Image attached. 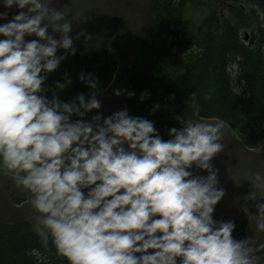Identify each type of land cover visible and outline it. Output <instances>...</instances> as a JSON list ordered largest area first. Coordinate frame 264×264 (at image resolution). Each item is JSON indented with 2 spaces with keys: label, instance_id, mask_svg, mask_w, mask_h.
Wrapping results in <instances>:
<instances>
[{
  "label": "clouds",
  "instance_id": "9594fccd",
  "mask_svg": "<svg viewBox=\"0 0 264 264\" xmlns=\"http://www.w3.org/2000/svg\"><path fill=\"white\" fill-rule=\"evenodd\" d=\"M243 2L264 21L257 0ZM51 5L0 0V171L27 193L42 245L51 237L67 264H264L257 255L264 244L234 238L232 220L213 218L224 190L211 160L224 147L225 121L184 119L164 139L153 121L127 108L104 116L91 72L77 73L89 94L61 100L72 83L65 73L49 95L47 76L75 54L73 40L83 35L71 36L65 7ZM12 7L17 12L7 19ZM193 166L206 175H194ZM243 180L251 186L245 200L255 202L248 219L264 233V172Z\"/></svg>",
  "mask_w": 264,
  "mask_h": 264
},
{
  "label": "trees",
  "instance_id": "16d2710c",
  "mask_svg": "<svg viewBox=\"0 0 264 264\" xmlns=\"http://www.w3.org/2000/svg\"><path fill=\"white\" fill-rule=\"evenodd\" d=\"M257 2L264 9V0ZM153 17L149 40L141 45L136 65L127 70L135 92L129 113L153 121L164 139L168 129L179 127L184 119L218 117L247 147H254L253 137L264 122V21L243 0H156ZM114 70L102 51L85 58L75 52L47 76L45 84L51 95L59 91L51 89L55 81L67 73L72 83L58 95L68 101L79 93L89 94L77 73L91 72L100 82L99 91ZM141 92L148 93L146 99H140ZM193 92L198 112L190 103ZM153 105H159L155 112ZM233 222V237L244 238L246 216L241 213ZM0 264L67 261L56 253L51 238L43 246L27 224H0Z\"/></svg>",
  "mask_w": 264,
  "mask_h": 264
},
{
  "label": "water",
  "instance_id": "95a60500",
  "mask_svg": "<svg viewBox=\"0 0 264 264\" xmlns=\"http://www.w3.org/2000/svg\"><path fill=\"white\" fill-rule=\"evenodd\" d=\"M155 4L156 0H52L51 6L57 9L65 7L66 19L73 21L70 35L83 33L72 44L78 56L92 57L102 51L115 66L108 85L94 92L101 101L99 111L104 116L128 106L132 96L127 95V92L132 91V87L127 70L129 66L136 65L141 45L149 40L154 24ZM0 11H4L2 6ZM16 12L15 7L8 9L7 19H11ZM2 22L4 21H0ZM54 35L58 37V34ZM85 36L88 37L87 40L84 39ZM246 39L245 33L244 40ZM59 51L61 50L58 48L57 52ZM114 89H123L124 92L117 96L113 94ZM94 114L87 113L85 119H90ZM191 119L212 118L196 116ZM221 143L224 147L212 158L211 165L218 170V187L224 190V195L215 205L213 218L233 221L243 213L247 218L244 238H252L255 245L264 244V233L257 234L254 224L248 219V215L256 211L253 207L255 202L245 200L251 186L248 181L243 180L246 172H264V122L253 137L255 146L252 148L247 147L227 123L222 129ZM192 170L194 175H206L194 166ZM230 176L241 180L240 183H234ZM28 200L27 193L20 190L11 176L0 171V224H27L32 233L39 237L33 228L34 212ZM257 255L264 260V249Z\"/></svg>",
  "mask_w": 264,
  "mask_h": 264
},
{
  "label": "rangeland",
  "instance_id": "374dc122",
  "mask_svg": "<svg viewBox=\"0 0 264 264\" xmlns=\"http://www.w3.org/2000/svg\"><path fill=\"white\" fill-rule=\"evenodd\" d=\"M247 35V34H246ZM248 40V36H247V39H246V41Z\"/></svg>",
  "mask_w": 264,
  "mask_h": 264
}]
</instances>
